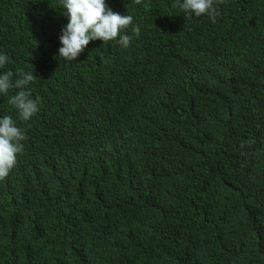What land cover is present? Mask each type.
Wrapping results in <instances>:
<instances>
[{"label": "trees", "instance_id": "trees-1", "mask_svg": "<svg viewBox=\"0 0 264 264\" xmlns=\"http://www.w3.org/2000/svg\"><path fill=\"white\" fill-rule=\"evenodd\" d=\"M106 2L132 15L130 46L69 62L60 0H0L5 70L32 68L40 105L24 122L18 90L0 95L25 134L0 264H264V0H215V22Z\"/></svg>", "mask_w": 264, "mask_h": 264}, {"label": "clouds", "instance_id": "clouds-1", "mask_svg": "<svg viewBox=\"0 0 264 264\" xmlns=\"http://www.w3.org/2000/svg\"><path fill=\"white\" fill-rule=\"evenodd\" d=\"M135 2L140 4L142 0ZM214 4L215 0H179V8L185 18L207 16L213 22L218 14ZM59 9L68 20L61 29V47L58 49V56L65 61H75L90 41L101 40L105 43L116 40L123 48L130 46L131 37L123 33L133 24L132 15L114 12L106 0H60ZM133 30L139 31L138 28ZM9 62L8 55L0 51V95L8 94L12 89L18 90L9 96V103L19 119L27 122L40 110L39 101L32 98L27 88L36 76L32 68L17 73L5 70ZM24 140L25 134L17 126L16 120L11 115L0 116V181L7 178L16 167Z\"/></svg>", "mask_w": 264, "mask_h": 264}]
</instances>
